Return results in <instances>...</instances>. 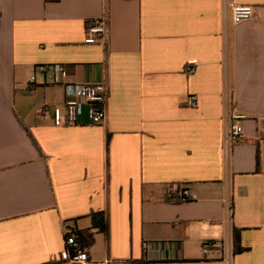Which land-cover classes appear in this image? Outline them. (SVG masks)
Returning <instances> with one entry per match:
<instances>
[{
    "label": "crops",
    "instance_id": "crops-1",
    "mask_svg": "<svg viewBox=\"0 0 264 264\" xmlns=\"http://www.w3.org/2000/svg\"><path fill=\"white\" fill-rule=\"evenodd\" d=\"M227 3L253 17L231 23ZM99 17L103 42L84 44ZM54 63L107 87L102 124L84 105L53 125L62 87L37 71L26 87ZM172 184L194 198L168 201ZM65 234L89 264H264V0H0V264H69Z\"/></svg>",
    "mask_w": 264,
    "mask_h": 264
},
{
    "label": "built area",
    "instance_id": "built-area-1",
    "mask_svg": "<svg viewBox=\"0 0 264 264\" xmlns=\"http://www.w3.org/2000/svg\"><path fill=\"white\" fill-rule=\"evenodd\" d=\"M223 18L228 19L233 24L247 21L253 17L254 10L251 5H237L227 3L223 5ZM84 44H95L103 42L108 32V26L105 17L92 18L85 21ZM192 67H187L191 71ZM36 71L44 75L50 73L54 84L60 85L63 89L64 103L62 106H54L51 109L52 122L54 126H69L77 123L78 117L82 113L84 105L88 107V117L93 125H100L106 118V107L108 98V89L102 83H76L67 81V72L63 64H40L35 66L33 73L27 81V90H31L37 84ZM190 107L196 106L194 96L188 97ZM241 118L238 115H232L231 121L226 125L222 146L224 151L229 149L239 140L242 135V127L237 122ZM194 198L187 187L179 185H170L167 189V200L171 202H187ZM214 242L207 241L201 245L202 253L206 254ZM142 253L145 258L158 259L160 257L159 246L153 247L148 241L141 245ZM63 256L65 262L69 264H89L88 256L83 245L74 235L65 234ZM224 261L230 263V254H225Z\"/></svg>",
    "mask_w": 264,
    "mask_h": 264
},
{
    "label": "trees",
    "instance_id": "trees-1",
    "mask_svg": "<svg viewBox=\"0 0 264 264\" xmlns=\"http://www.w3.org/2000/svg\"><path fill=\"white\" fill-rule=\"evenodd\" d=\"M258 162H259L258 154H256V167L258 166ZM233 242H234L233 252H238L240 249H239V245H238L239 244V237H238V230L237 229H235L233 231Z\"/></svg>",
    "mask_w": 264,
    "mask_h": 264
}]
</instances>
